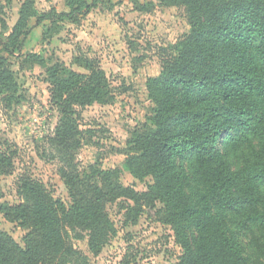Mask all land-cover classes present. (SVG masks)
<instances>
[{
  "label": "trees",
  "instance_id": "obj_1",
  "mask_svg": "<svg viewBox=\"0 0 264 264\" xmlns=\"http://www.w3.org/2000/svg\"><path fill=\"white\" fill-rule=\"evenodd\" d=\"M3 1L0 104L6 109L21 101L8 56L22 51L31 19L51 20L43 33L47 37L61 30L60 21L79 23L96 0H65L67 11L52 8L41 16L35 0H24L7 35L3 15L13 0ZM160 2L183 7L190 31L170 51L164 49L160 74L146 83L155 104L150 122L132 130L122 149L125 168L139 181L152 176L154 183L138 191L122 183L118 167L77 163L85 135L78 107L109 104L115 98L98 59L84 52L75 56L73 63L86 70L78 72L62 62L47 65L39 53H27L24 60L46 69L51 102L60 109L50 141L60 156L71 204L56 199L44 182L21 175V201L1 204L0 211L28 232L22 246L0 230V264H90L71 233L79 239L87 233L89 251L100 254L116 233L107 205L120 200L133 203L122 205L133 222L147 206L156 208L157 201L162 202L156 216L173 227L184 249L175 264H250L224 216L234 211L241 216L240 225L256 226L264 235V0ZM16 154L8 141L0 140L1 174L13 173ZM231 154L238 163L229 159ZM184 158L190 160L189 174L178 167ZM190 227L198 236L193 242L188 239Z\"/></svg>",
  "mask_w": 264,
  "mask_h": 264
},
{
  "label": "rangeland",
  "instance_id": "obj_2",
  "mask_svg": "<svg viewBox=\"0 0 264 264\" xmlns=\"http://www.w3.org/2000/svg\"><path fill=\"white\" fill-rule=\"evenodd\" d=\"M23 1L13 0L5 9L3 17L9 30L4 31V35L18 19ZM89 2L93 3V0ZM52 8L58 12L68 9L65 0H35L38 16ZM50 25L51 20L37 23V17H33L31 32L22 51L8 56L18 77L21 101L6 109L0 104V140L8 141L17 150L13 173H0V205L21 201L18 182L26 173L44 182L56 199L71 204L69 189L62 177L60 156L50 141L55 135L60 109L51 102L46 69L24 60L30 52L43 56L47 65L62 62L78 72L86 70L73 63L75 56L84 52L98 59L110 79L115 98L109 104L78 107L85 135L76 157L77 163L80 167L95 163L103 169L118 167L122 170L124 185L134 186L138 191L148 190L154 178L136 179L125 168L122 149L127 146L132 130L150 122L155 104L148 95L146 83L149 77L160 74L164 49L170 51L190 31L185 9L161 5L160 0H96L79 23L60 21L58 33H47V37H43ZM220 148L225 149L222 144ZM229 159L238 163L234 154ZM178 167L189 174V158L179 161ZM125 203L133 204L120 200L107 205L116 233L107 240L100 254L89 251L87 233L82 232L84 239L71 233L75 246L88 255L90 264L177 263L184 249L173 227L156 216L162 202L157 201L156 208L147 206L137 222L126 217L122 206ZM227 215L224 224L229 234L242 244L249 263L264 264V235L256 226L240 225L241 216L236 212ZM0 230L24 246L28 230L8 221L1 211ZM189 236L190 242L198 237L195 228L190 227Z\"/></svg>",
  "mask_w": 264,
  "mask_h": 264
}]
</instances>
